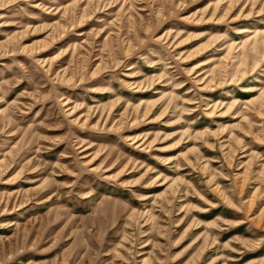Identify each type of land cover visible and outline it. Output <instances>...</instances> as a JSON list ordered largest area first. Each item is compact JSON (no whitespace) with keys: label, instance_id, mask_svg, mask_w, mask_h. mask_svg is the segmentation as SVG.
I'll list each match as a JSON object with an SVG mask.
<instances>
[{"label":"rangeland","instance_id":"rangeland-1","mask_svg":"<svg viewBox=\"0 0 264 264\" xmlns=\"http://www.w3.org/2000/svg\"><path fill=\"white\" fill-rule=\"evenodd\" d=\"M0 264H264V0H0Z\"/></svg>","mask_w":264,"mask_h":264}]
</instances>
